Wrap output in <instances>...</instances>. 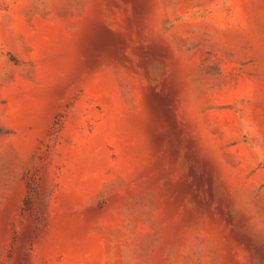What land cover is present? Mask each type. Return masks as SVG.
Instances as JSON below:
<instances>
[{"label":"rangeland","instance_id":"obj_1","mask_svg":"<svg viewBox=\"0 0 264 264\" xmlns=\"http://www.w3.org/2000/svg\"><path fill=\"white\" fill-rule=\"evenodd\" d=\"M0 264H264V0H0Z\"/></svg>","mask_w":264,"mask_h":264}]
</instances>
